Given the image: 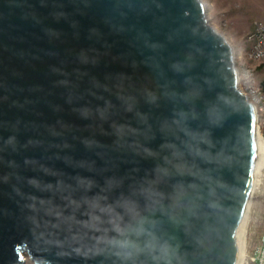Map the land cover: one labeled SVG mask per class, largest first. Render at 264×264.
<instances>
[{"label": "water", "instance_id": "obj_1", "mask_svg": "<svg viewBox=\"0 0 264 264\" xmlns=\"http://www.w3.org/2000/svg\"><path fill=\"white\" fill-rule=\"evenodd\" d=\"M202 0H0V264H235L254 105Z\"/></svg>", "mask_w": 264, "mask_h": 264}, {"label": "rangeland", "instance_id": "obj_2", "mask_svg": "<svg viewBox=\"0 0 264 264\" xmlns=\"http://www.w3.org/2000/svg\"><path fill=\"white\" fill-rule=\"evenodd\" d=\"M202 1L208 24L225 36L235 53L243 52L248 45V36L259 26L264 27V0ZM258 71L264 84V67ZM25 256V264H36L29 254ZM237 259L242 264H264V167L255 175L238 242Z\"/></svg>", "mask_w": 264, "mask_h": 264}, {"label": "built area", "instance_id": "obj_3", "mask_svg": "<svg viewBox=\"0 0 264 264\" xmlns=\"http://www.w3.org/2000/svg\"><path fill=\"white\" fill-rule=\"evenodd\" d=\"M247 48L235 53L238 86L254 105L257 126L264 140V84L259 79V68L264 67V27L259 26L247 38Z\"/></svg>", "mask_w": 264, "mask_h": 264}, {"label": "bare ground", "instance_id": "obj_4", "mask_svg": "<svg viewBox=\"0 0 264 264\" xmlns=\"http://www.w3.org/2000/svg\"><path fill=\"white\" fill-rule=\"evenodd\" d=\"M257 139H258V151H259V157H258V162H257V168L256 171L259 172L263 167H264V140L260 136L259 131L257 134ZM256 172V173H257ZM249 204V202H248ZM248 207V205H247ZM247 209V208H246ZM246 213V212H245ZM244 220V219H243ZM242 226H243V221L240 225L239 231H238V242L241 237V232H242ZM243 253V252H242ZM240 258V257H239ZM235 264H242L241 260L237 259Z\"/></svg>", "mask_w": 264, "mask_h": 264}]
</instances>
